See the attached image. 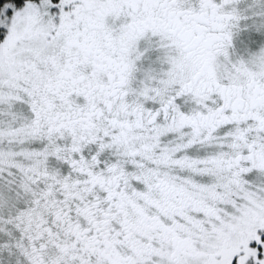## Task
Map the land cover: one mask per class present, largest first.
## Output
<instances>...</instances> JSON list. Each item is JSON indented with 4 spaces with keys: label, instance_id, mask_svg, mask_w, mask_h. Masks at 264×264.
Here are the masks:
<instances>
[{
    "label": "snow or ice",
    "instance_id": "obj_1",
    "mask_svg": "<svg viewBox=\"0 0 264 264\" xmlns=\"http://www.w3.org/2000/svg\"><path fill=\"white\" fill-rule=\"evenodd\" d=\"M0 264H264V0H0Z\"/></svg>",
    "mask_w": 264,
    "mask_h": 264
}]
</instances>
